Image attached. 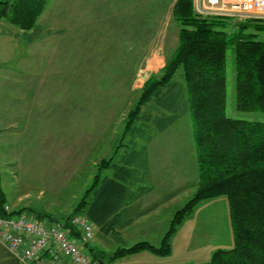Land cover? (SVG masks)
Returning <instances> with one entry per match:
<instances>
[{"label":"rangeland","instance_id":"374dc122","mask_svg":"<svg viewBox=\"0 0 264 264\" xmlns=\"http://www.w3.org/2000/svg\"><path fill=\"white\" fill-rule=\"evenodd\" d=\"M178 1L47 0L30 32L0 20V188L9 204L23 213L32 210L47 220L65 221L97 176L113 175L134 151L144 155L146 168L133 167L142 182H133L131 190L150 188L152 204L175 198L153 214L154 225L191 199L199 179L189 113L177 118L150 103L144 115L177 120L161 132L166 120L150 124L143 119L136 124L140 129L123 137L128 113L144 86L178 46L180 25L172 13ZM230 22L227 30L234 33L239 22ZM248 34L264 42V32L253 26ZM227 78V115L264 123V112L236 108L233 49L228 50ZM184 84L179 71L171 88L178 91ZM110 158L115 166L101 170V162ZM140 161L136 158V165ZM94 197L91 193L86 201ZM86 213L78 215L89 220ZM166 229L151 234L148 242L160 246ZM177 234L170 256L124 257L120 264L140 256H153L156 264L179 257L184 264H207L216 251L233 249L227 200L198 204Z\"/></svg>","mask_w":264,"mask_h":264},{"label":"trees","instance_id":"16d2710c","mask_svg":"<svg viewBox=\"0 0 264 264\" xmlns=\"http://www.w3.org/2000/svg\"><path fill=\"white\" fill-rule=\"evenodd\" d=\"M46 6L47 0H2L0 20L30 32ZM172 13L180 25L178 46L164 69L144 86L128 113L123 137L140 129L136 127L140 120L150 124L166 120L161 127L164 132L179 114L189 113L199 180L194 184L196 191L191 199L173 216L160 246L141 242L118 250L111 260L144 251L163 258L170 256L172 238L195 207L225 198L230 208L234 247L216 251L207 264H264V123L233 119L226 112L229 49L234 51L237 110L264 112V42L256 40L253 34L245 35L252 26L257 32H264V21L238 23L237 31L231 33L227 29L232 20L194 15L192 0H179ZM179 71L185 84L176 91L171 86ZM150 103L177 118L163 115L153 119L144 115L143 108ZM133 155L139 154L134 151ZM132 156L124 157L125 162L122 158V166L115 167V177L107 179L98 189L99 174L88 191L87 197L93 193L94 199L91 203L86 201L87 197L83 199L74 214L65 220L86 211L91 222L103 227L127 201L129 188L137 177L133 167L146 168L142 158L136 165ZM101 166L103 171L111 169L115 166L113 158L103 160ZM5 203L7 199L0 188L1 217L25 212L12 211L7 215L3 210ZM92 257L96 262L98 257Z\"/></svg>","mask_w":264,"mask_h":264},{"label":"built area","instance_id":"2783aa9c","mask_svg":"<svg viewBox=\"0 0 264 264\" xmlns=\"http://www.w3.org/2000/svg\"><path fill=\"white\" fill-rule=\"evenodd\" d=\"M202 18H225L239 23L264 21V0H193ZM4 213L11 208L5 205ZM95 227L85 216L69 220L36 219L26 213L0 216V242L23 263L51 261L98 264L86 253Z\"/></svg>","mask_w":264,"mask_h":264},{"label":"crops","instance_id":"0c3cea01","mask_svg":"<svg viewBox=\"0 0 264 264\" xmlns=\"http://www.w3.org/2000/svg\"><path fill=\"white\" fill-rule=\"evenodd\" d=\"M144 154V152L142 151ZM142 154L140 156L133 155L132 159H136L138 157L143 159ZM123 161L125 162L124 158ZM122 163V160H121ZM122 166V164H121ZM116 167V166H115ZM108 170V169H107ZM114 174L116 173V169L114 170ZM111 175L108 176V174L104 176H100L101 180L99 181L98 189L101 188L102 184L107 179H112L115 176ZM142 178H137V180H134V183H141ZM130 194L127 198V201L119 208L117 211L111 215L106 222H104L102 225L103 227L94 224L93 222H90L95 227V234L94 239L92 242L87 246L86 253L89 256L96 255L98 259H102L103 261H100V259H97L98 264H120L121 258H118L114 261L111 260L112 256L120 249H129L132 246L136 245L137 242H148V237H151V234L161 233L166 230H168L169 223L171 222V219L174 216L173 209L169 212V214L166 216V219L157 225H154L153 221L151 220L153 217V214L156 213L159 209H161L167 202H170V200H173L172 196H165L164 198H158L155 200L156 204H152L153 198H148L149 189L143 188L140 186L138 188L139 192H134L131 190V187L129 188ZM148 192V193H147ZM161 200V201H160ZM91 203V202H90ZM7 204L12 211H20L21 209H17L19 207L12 206L8 202ZM14 207V208H13ZM178 210H176L177 212ZM29 215L35 217L36 219H45V215H38L32 210H27ZM87 214V213H86ZM88 216V214H87ZM163 220V219H162ZM162 229V230H161ZM159 235V234H158ZM178 234L176 233L174 237L171 240L172 243V253H173V245L174 242L178 239ZM161 236V234H160ZM163 237V236H162ZM163 239V238H162ZM161 239V241H162ZM141 240V241H138ZM161 241L159 243H161ZM157 243L156 245H158ZM134 244V245H133ZM160 245V244H159ZM171 253V254H172ZM139 255H151L150 252L144 251L140 252L138 254H132L127 255L125 257H139ZM108 257V258H107ZM153 258V256H150ZM152 258H149V256H140V258L130 261L126 264H145L147 261H152L150 264H156V262H153ZM92 259H94L92 257ZM154 259V258H153ZM111 260V261H110ZM95 261V260H94ZM155 261V260H154ZM185 259L182 257H179L175 260H171L168 262V264H184ZM0 264H25L23 263L18 257H16L14 254H12L1 242H0ZM29 264V263H28ZM30 264H59L51 261H44L41 263H30ZM61 264H69V262L64 261ZM161 264V262H160Z\"/></svg>","mask_w":264,"mask_h":264}]
</instances>
